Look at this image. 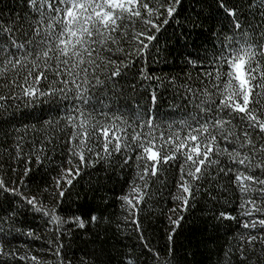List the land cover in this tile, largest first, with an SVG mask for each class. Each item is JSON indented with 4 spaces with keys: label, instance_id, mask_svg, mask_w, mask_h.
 I'll return each instance as SVG.
<instances>
[{
    "label": "snow or ice",
    "instance_id": "snow-or-ice-1",
    "mask_svg": "<svg viewBox=\"0 0 264 264\" xmlns=\"http://www.w3.org/2000/svg\"><path fill=\"white\" fill-rule=\"evenodd\" d=\"M16 3L0 0V264H189L179 237L202 203L235 241L217 264H264V0ZM162 35L192 49L197 76L148 70ZM93 171L115 177L113 210L105 198L78 215L73 192ZM30 214L47 235L22 227ZM99 228L115 243L77 257L76 234Z\"/></svg>",
    "mask_w": 264,
    "mask_h": 264
},
{
    "label": "trees",
    "instance_id": "trees-1",
    "mask_svg": "<svg viewBox=\"0 0 264 264\" xmlns=\"http://www.w3.org/2000/svg\"><path fill=\"white\" fill-rule=\"evenodd\" d=\"M7 4L8 7L14 10L17 7L16 0H7ZM171 31L172 29H169V33ZM188 51H192V49H185L182 43L177 44L173 39H169L168 35H162L157 50L149 55L146 67L156 76H177L182 79L185 73H191L195 77L197 76V70L187 67L183 63V58ZM138 67H140L139 64L132 71L135 72ZM153 84L155 85V82ZM160 91L165 101L164 107L167 108V104L173 102L171 89L160 88ZM31 111V108L25 109L21 107L18 112L19 119L25 124L36 123L29 115H26V113H30ZM4 159H6L4 150L0 148V161ZM97 177L100 178V183H97ZM89 179H91V184L89 183ZM117 193L118 186L114 176L109 179L105 177L103 171H93L91 177H85L74 190L72 208L78 215L81 213L87 214L97 206L103 207L102 200L106 198L109 204V210L111 211L113 210L112 201L115 199ZM167 206L171 207V204L169 203ZM153 208L159 213V205H153ZM87 218V215H84V219ZM155 220L154 230L151 233L153 243L157 246H162L165 242V234L163 231L165 220L159 215L155 217ZM216 225L217 221L212 219L210 213L204 210L203 203L195 207L192 210L188 223L184 225L183 234L179 237V242L182 247L179 248L178 255L186 257L189 264L193 260L196 264H217L218 257H222L223 252L227 250L229 244H234L235 241L231 239L233 233L226 231L230 226L229 222L226 221L224 226H221L219 230H217ZM22 227L25 230L31 228L41 236L47 235L44 222L39 215L34 216L30 214L24 217ZM111 235L112 233L109 231L106 237L103 228L92 231H79L73 242V251L79 257L84 255L85 252H90L93 248H98L99 241L106 238H108V243L105 246L111 247L112 243H115V241L110 239ZM197 239L201 240L202 243L196 244ZM94 241L95 243H93ZM189 241H192V247H189ZM14 243L18 247L27 243L29 248L35 250V254L43 256L48 261L54 259L46 254L47 245L43 239L29 240L26 237H20ZM192 250L196 251L195 257L189 254ZM85 258L90 257L86 256ZM225 264H237V261L233 259L231 262L226 261Z\"/></svg>",
    "mask_w": 264,
    "mask_h": 264
}]
</instances>
